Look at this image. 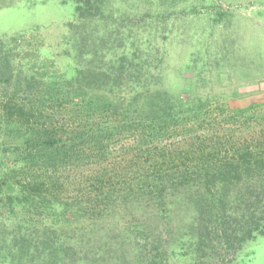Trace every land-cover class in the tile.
Segmentation results:
<instances>
[{
  "label": "trees",
  "instance_id": "obj_1",
  "mask_svg": "<svg viewBox=\"0 0 264 264\" xmlns=\"http://www.w3.org/2000/svg\"><path fill=\"white\" fill-rule=\"evenodd\" d=\"M109 1L77 0L67 39L86 63L71 77L38 47L25 49L23 35L0 37V135L16 166L0 200L21 215L11 264H167L176 241L191 264H241L245 241L264 235V129L236 135L229 119L214 125L222 103L215 114V99L159 87L137 54L138 26L110 18ZM181 197L195 214L175 232ZM81 221L117 223L99 237V256L83 237L71 242Z\"/></svg>",
  "mask_w": 264,
  "mask_h": 264
},
{
  "label": "rangeland",
  "instance_id": "obj_2",
  "mask_svg": "<svg viewBox=\"0 0 264 264\" xmlns=\"http://www.w3.org/2000/svg\"><path fill=\"white\" fill-rule=\"evenodd\" d=\"M76 4L77 0L5 3L0 7V37L23 35L20 40L24 41L25 49L38 47L41 55L52 59L59 71L68 77L74 76L86 63L67 39L68 24L76 20ZM108 5L110 18L119 20L129 16L133 19L131 24L138 26L137 36H134L139 49L137 54L141 55V62L149 61L152 70L159 75L160 79L155 80L159 87L183 98L197 95L215 99V114L223 107L216 106L217 101L225 105V115H220L219 123H214L217 127L222 128L229 119L232 124L226 126L236 135L263 131L264 0H110ZM152 18L158 20L154 22ZM118 27V24L113 26L117 32ZM89 28L96 27L90 25ZM144 33L148 37L145 35L142 39ZM124 50L119 47L117 53ZM137 61L134 62L136 70H140L143 64ZM111 62L104 59L102 67L111 70ZM16 64L18 60L13 63ZM130 67L128 63V70ZM128 70L125 68V72ZM139 70L134 77L139 76L136 80L141 83L144 76L140 78ZM122 77L123 83H132L127 74ZM246 108L248 110L240 111ZM228 109L236 117L227 116ZM235 111L238 112L233 113ZM2 143L0 135V183L10 178V172L16 167L13 156L3 153ZM115 159L119 160V154ZM3 195L0 190V199ZM194 214V208L185 198H177L170 212L174 231L187 228ZM20 216L10 214L0 200V264H11L9 239L19 230ZM115 224L114 221H81L72 226L69 236L71 242L78 245H82L83 237L92 255L98 252L99 237L106 235ZM172 249L167 264H191L182 242L176 241ZM100 257H104L103 254ZM111 257L112 253H106L104 258ZM236 260L241 264H264V235L245 241Z\"/></svg>",
  "mask_w": 264,
  "mask_h": 264
}]
</instances>
